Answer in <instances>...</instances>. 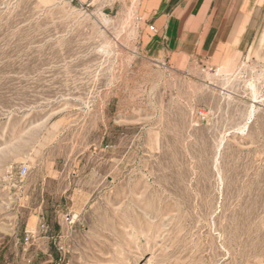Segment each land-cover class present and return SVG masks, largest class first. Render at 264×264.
I'll use <instances>...</instances> for the list:
<instances>
[{
  "label": "rangeland",
  "instance_id": "1",
  "mask_svg": "<svg viewBox=\"0 0 264 264\" xmlns=\"http://www.w3.org/2000/svg\"><path fill=\"white\" fill-rule=\"evenodd\" d=\"M145 32L0 0V264H264V18L224 68Z\"/></svg>",
  "mask_w": 264,
  "mask_h": 264
},
{
  "label": "crops",
  "instance_id": "2",
  "mask_svg": "<svg viewBox=\"0 0 264 264\" xmlns=\"http://www.w3.org/2000/svg\"><path fill=\"white\" fill-rule=\"evenodd\" d=\"M78 1L111 12L130 6L148 51L177 70L194 62L232 65L250 50L264 18V0Z\"/></svg>",
  "mask_w": 264,
  "mask_h": 264
},
{
  "label": "built area",
  "instance_id": "3",
  "mask_svg": "<svg viewBox=\"0 0 264 264\" xmlns=\"http://www.w3.org/2000/svg\"><path fill=\"white\" fill-rule=\"evenodd\" d=\"M151 31H155V29H154L153 27H151ZM26 174H27V169L24 168V169L22 170V172L20 173V176L24 177V176H26Z\"/></svg>",
  "mask_w": 264,
  "mask_h": 264
},
{
  "label": "bare ground",
  "instance_id": "4",
  "mask_svg": "<svg viewBox=\"0 0 264 264\" xmlns=\"http://www.w3.org/2000/svg\"><path fill=\"white\" fill-rule=\"evenodd\" d=\"M253 93H254V96H255V95H256L255 88H254V91H253Z\"/></svg>",
  "mask_w": 264,
  "mask_h": 264
}]
</instances>
